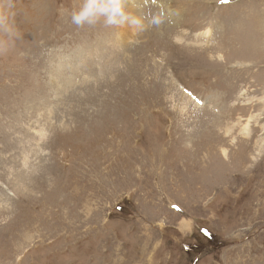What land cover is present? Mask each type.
<instances>
[{"label": "rangeland", "instance_id": "374dc122", "mask_svg": "<svg viewBox=\"0 0 264 264\" xmlns=\"http://www.w3.org/2000/svg\"><path fill=\"white\" fill-rule=\"evenodd\" d=\"M124 2L0 0V264H264V0Z\"/></svg>", "mask_w": 264, "mask_h": 264}, {"label": "clouds", "instance_id": "9594fccd", "mask_svg": "<svg viewBox=\"0 0 264 264\" xmlns=\"http://www.w3.org/2000/svg\"><path fill=\"white\" fill-rule=\"evenodd\" d=\"M103 20L106 25H124L142 27V19L133 15L124 0H83L81 7L71 13V22L76 26L94 25ZM152 23H158L152 17Z\"/></svg>", "mask_w": 264, "mask_h": 264}, {"label": "snow or ice", "instance_id": "6c2138e0", "mask_svg": "<svg viewBox=\"0 0 264 264\" xmlns=\"http://www.w3.org/2000/svg\"><path fill=\"white\" fill-rule=\"evenodd\" d=\"M205 231H207V230H205Z\"/></svg>", "mask_w": 264, "mask_h": 264}]
</instances>
